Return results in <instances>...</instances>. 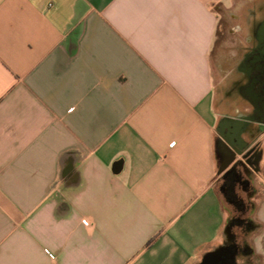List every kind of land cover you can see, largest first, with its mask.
<instances>
[{"label": "crops", "instance_id": "obj_1", "mask_svg": "<svg viewBox=\"0 0 264 264\" xmlns=\"http://www.w3.org/2000/svg\"><path fill=\"white\" fill-rule=\"evenodd\" d=\"M253 4L0 0V264H228L220 168L254 143L233 263L264 264V120L213 69Z\"/></svg>", "mask_w": 264, "mask_h": 264}, {"label": "flooded vegetation", "instance_id": "obj_2", "mask_svg": "<svg viewBox=\"0 0 264 264\" xmlns=\"http://www.w3.org/2000/svg\"><path fill=\"white\" fill-rule=\"evenodd\" d=\"M247 40L241 45L239 54L235 55L236 66L226 77L229 84L224 89L231 91L232 96H244L254 105L252 114L248 119L264 120V0H258L252 11L247 14ZM249 137L255 138L261 129L258 123L247 125ZM239 146V144L237 145ZM260 147L257 143L251 144L230 171L223 176L222 189L226 199L238 208L239 213L230 221L232 236L226 244L230 250L228 264H234L233 259L240 252L248 250L245 244V234L252 224L242 215L246 209L239 188L241 185H250L254 172L257 170Z\"/></svg>", "mask_w": 264, "mask_h": 264}, {"label": "rangeland", "instance_id": "obj_3", "mask_svg": "<svg viewBox=\"0 0 264 264\" xmlns=\"http://www.w3.org/2000/svg\"><path fill=\"white\" fill-rule=\"evenodd\" d=\"M257 1L258 0H254L253 5H255ZM220 20L221 31L219 32V35L217 37V44L213 53V69L216 80L219 81L217 85V90L219 91V93L224 90V86L229 84V80H227L226 77L236 66L235 54H239L238 52L240 51L241 45L245 43L243 35L245 34V32H247V30L244 29L241 34L239 33V35L230 34V21L229 14L227 12L223 11L221 13ZM254 178L256 179L255 173L253 175V178L251 179L253 182L255 181ZM223 204L228 211V215H232L236 212L239 213L238 208L230 204L225 198L223 199ZM250 208L251 206H246V209L244 210L242 215L249 216ZM249 223L251 222L249 221Z\"/></svg>", "mask_w": 264, "mask_h": 264}, {"label": "water", "instance_id": "obj_4", "mask_svg": "<svg viewBox=\"0 0 264 264\" xmlns=\"http://www.w3.org/2000/svg\"><path fill=\"white\" fill-rule=\"evenodd\" d=\"M242 151H238V152H234V151H231L230 153H229V156L227 157V159L225 160V162L222 164V166H221V168H220V170H221V172L222 171H226V172H228V171H230L231 170V168L233 167V165L236 163V158H237V153L238 154H240ZM231 231H232V229H231V227L228 225L227 226V232H228V234H229V236L231 237L232 235V233H231Z\"/></svg>", "mask_w": 264, "mask_h": 264}, {"label": "trees", "instance_id": "obj_5", "mask_svg": "<svg viewBox=\"0 0 264 264\" xmlns=\"http://www.w3.org/2000/svg\"><path fill=\"white\" fill-rule=\"evenodd\" d=\"M222 201H223V199L225 198L226 199V197H225V195H224V191L222 190ZM227 200V199H226ZM229 202V201H228ZM230 203V202H229ZM230 204H232V203H230ZM233 205V204H232ZM223 206L225 207V205L223 204ZM234 206V205H233ZM245 206H246V204H245ZM236 207V206H235ZM237 208V207H236ZM225 209H226V207H225ZM227 210V209H226ZM245 210V209H244ZM244 210L242 211V213L244 212ZM228 212V211H227ZM235 215H237V212L236 213H233L232 215H229V220H228V225L230 224V221L232 220V218L235 216ZM245 218H247V217H245ZM247 220V219H246Z\"/></svg>", "mask_w": 264, "mask_h": 264}, {"label": "built area", "instance_id": "obj_6", "mask_svg": "<svg viewBox=\"0 0 264 264\" xmlns=\"http://www.w3.org/2000/svg\"><path fill=\"white\" fill-rule=\"evenodd\" d=\"M83 223H84L85 225H89V224H90V221L87 220V219H84V220H83Z\"/></svg>", "mask_w": 264, "mask_h": 264}]
</instances>
